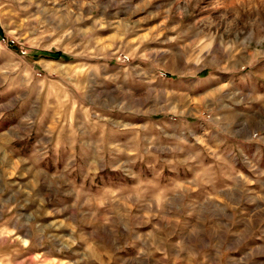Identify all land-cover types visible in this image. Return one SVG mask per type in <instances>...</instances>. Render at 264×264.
<instances>
[{
	"label": "rangeland",
	"instance_id": "374dc122",
	"mask_svg": "<svg viewBox=\"0 0 264 264\" xmlns=\"http://www.w3.org/2000/svg\"><path fill=\"white\" fill-rule=\"evenodd\" d=\"M204 64L214 93L176 119L166 89ZM261 244L264 0H0V264H264Z\"/></svg>",
	"mask_w": 264,
	"mask_h": 264
},
{
	"label": "crops",
	"instance_id": "0c3cea01",
	"mask_svg": "<svg viewBox=\"0 0 264 264\" xmlns=\"http://www.w3.org/2000/svg\"><path fill=\"white\" fill-rule=\"evenodd\" d=\"M210 66L204 64L199 68L196 72L198 74V79H200L203 84H207L205 87H201L199 91H193L195 87L198 85V80H196L193 76H188L186 74H180L178 77H175L172 81H175V84H178V87H171L169 90L166 89V94L170 97V112L173 117L179 119L181 117L189 118L192 116V108H193V100H197L201 96H207L204 100L209 101L210 96L214 93V91L210 88V77H215V74H211L209 71ZM171 81V82H172ZM211 94V95H210ZM203 100V103H204ZM195 104L197 107L202 106ZM205 203L201 204V212L207 210L205 207ZM256 250L262 249L264 251V245L256 246ZM254 249V248H253ZM255 250V249H254ZM256 264V263H251Z\"/></svg>",
	"mask_w": 264,
	"mask_h": 264
},
{
	"label": "trees",
	"instance_id": "16d2710c",
	"mask_svg": "<svg viewBox=\"0 0 264 264\" xmlns=\"http://www.w3.org/2000/svg\"><path fill=\"white\" fill-rule=\"evenodd\" d=\"M45 57L47 58H62V54L59 53V52H56V53H47V54H44Z\"/></svg>",
	"mask_w": 264,
	"mask_h": 264
}]
</instances>
